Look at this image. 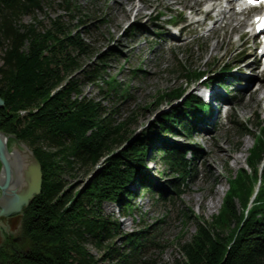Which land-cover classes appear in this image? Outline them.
Returning <instances> with one entry per match:
<instances>
[{"label": "trees", "instance_id": "trees-1", "mask_svg": "<svg viewBox=\"0 0 264 264\" xmlns=\"http://www.w3.org/2000/svg\"><path fill=\"white\" fill-rule=\"evenodd\" d=\"M63 1L69 12L74 10L72 2ZM41 4L42 0H0V132L27 144L42 172L41 191L29 204L24 228L30 250L13 264H104L108 258L115 262L107 264H136L149 240L144 230L125 237L127 249L118 251L108 245L100 259L86 243L90 240L101 248L102 241L112 239L114 223L96 211L104 201L132 211L129 200L136 189L131 190V185L146 188L155 198L165 197V189L146 181L142 172L147 168L151 138L129 140L135 114L117 120L115 109L108 111L99 100L83 95L81 76L100 88L104 82L107 94L127 91L106 75L107 57L91 54L77 26L70 27L59 15L41 30L21 23L23 15L41 9ZM84 55L96 61L81 63ZM178 73L188 80L203 75L182 66ZM184 91L177 88L157 98L179 99ZM207 113L209 106L200 97L188 95L180 107L152 123L146 134L176 135L179 128L190 137L191 119ZM236 125L241 137H254L246 167L230 175L220 208L210 221L195 217V231L180 243L182 259L176 264H264V124L258 121L255 134L241 123ZM198 152L196 146L168 143L154 152L177 196L196 172ZM75 168L89 170L91 176L79 189L64 190L63 175ZM182 215L192 217L185 211Z\"/></svg>", "mask_w": 264, "mask_h": 264}, {"label": "rangeland", "instance_id": "rangeland-1", "mask_svg": "<svg viewBox=\"0 0 264 264\" xmlns=\"http://www.w3.org/2000/svg\"><path fill=\"white\" fill-rule=\"evenodd\" d=\"M69 1L75 7L70 12L63 0H42L41 9L23 15L20 21L41 30L49 25L50 18L59 15L70 27H78L79 35L89 43L92 55L107 57L106 75L114 77L126 89L125 95L107 94L104 82H101L100 88L81 76L82 93L87 98L99 100L108 111L115 109L113 117L117 120L135 114L129 126V140L142 136L151 138L148 140L147 168L142 169L145 180L166 191L165 197L160 199L146 188L131 185L130 189H136V193L129 200L133 207L130 212L116 203L102 202L96 212L114 223L111 226L115 228L110 230L112 239L102 241L101 248L89 240L86 247L100 259L108 245L118 251L127 249L125 237L144 230L149 240L143 244L140 261L136 264H176L182 259L180 243L189 240L195 231V217L210 221L220 208L230 175L235 174L238 168L246 167V156L254 137H241L236 122L254 134L258 121L264 124V65L263 58L259 56L261 43L247 33L250 18L258 10L235 14L236 18L246 19L237 30H230L231 25L236 24L232 22L225 28L206 32L215 13L209 14L201 25L189 24L193 19L204 18L205 13L199 11L206 8V1L203 0ZM127 5H139L141 15L133 17V12H124ZM176 21L182 23L177 24ZM216 42L220 45L212 50ZM93 59L84 55L80 61L89 63ZM181 66L202 71L205 78L188 80L178 73ZM221 75L224 79L220 81L227 85L226 91L220 90V101L213 102L212 113L191 119L194 123L190 137L179 128L176 135L146 134L152 123L172 108L180 107L186 96L195 92L204 96L203 81L210 82L211 88H217ZM250 79L251 90L260 87L253 95L252 91L243 89V84ZM177 88L185 90L182 98L161 101L157 98L159 93ZM214 113L220 116L215 122ZM256 114H259V119ZM6 137L11 142L9 146L5 143L7 152H17L24 169L23 163L26 165L29 162L28 149L13 134ZM164 143L196 146L199 149L194 163L196 172L183 186L184 193L180 196L173 193V188L165 181L170 176L162 173L163 164L159 155L154 154ZM17 176L15 174L14 177ZM90 176V171L84 168L64 173V190L79 189ZM235 206L240 209L238 201ZM184 211L192 217L185 219L182 215ZM106 260L104 264L115 262L114 258Z\"/></svg>", "mask_w": 264, "mask_h": 264}, {"label": "bare ground", "instance_id": "bare-ground-1", "mask_svg": "<svg viewBox=\"0 0 264 264\" xmlns=\"http://www.w3.org/2000/svg\"><path fill=\"white\" fill-rule=\"evenodd\" d=\"M197 1V0H196ZM210 6V5H209ZM209 6H207L204 10L205 12V16L204 18H196L193 19L189 24H197V25H201L204 20L205 17L208 16L211 13H215V19L213 20L212 24L209 25L206 29V32H209L210 30H216V28L221 27V28H225L229 25L232 24V22H235V25H231L230 30L234 31L237 30L239 26H241L244 21L243 19L246 21L245 18L240 19V18H236L235 14L236 11L234 9H227L226 6L224 4L221 3H216L211 5V8H209ZM124 8V7H123ZM199 10V9H198ZM201 13L203 12L202 10H199ZM124 12H128L129 14L131 12H133V17H139L141 14V7L139 5L137 6H130L127 5L124 8ZM198 12V13H200ZM242 13H246V11H242ZM194 14L195 13L194 11ZM209 35V33H208ZM249 36H253L252 33L249 34ZM227 41H229V35L227 36ZM262 43V41H261ZM220 44L219 42H216L215 45L212 46V50L214 49V47H218ZM254 64V62H253ZM252 80H248L245 82V84H243V89L247 90V91H252V95L256 94L257 90L260 89V87H258L257 89H255L254 91L251 90V85H252ZM214 91L217 92L216 89H214ZM219 92V91H218ZM220 96V94L215 93V98H218ZM221 97V96H220ZM217 112V111H216ZM220 118V116L216 113H214L213 116V122H215L216 120H218ZM8 138L4 135H0V161H2V167L0 170V184H5L6 186H4L6 189H8V199H10L9 203L11 202L13 206L15 204L14 202V191L17 192H22L24 187H22L25 183H24V170L26 168V166L28 167V163L25 165L23 163V168L22 169V161L21 159H18V154L15 151H10L9 153L7 152L6 149V144L7 143ZM225 150V149H224ZM22 169V175L19 174L20 170ZM15 174H18L17 177H14ZM27 183V182H26ZM211 207L214 206V203L212 205H210Z\"/></svg>", "mask_w": 264, "mask_h": 264}, {"label": "flooded vegetation", "instance_id": "flooded-vegetation-1", "mask_svg": "<svg viewBox=\"0 0 264 264\" xmlns=\"http://www.w3.org/2000/svg\"><path fill=\"white\" fill-rule=\"evenodd\" d=\"M10 143L8 138L6 144L9 146ZM2 186L0 185V264H13L15 259H25L30 250L28 235L24 230L30 203L21 210L15 209V204L9 205L8 189Z\"/></svg>", "mask_w": 264, "mask_h": 264}, {"label": "water", "instance_id": "water-1", "mask_svg": "<svg viewBox=\"0 0 264 264\" xmlns=\"http://www.w3.org/2000/svg\"><path fill=\"white\" fill-rule=\"evenodd\" d=\"M2 100L0 99V107L2 105ZM0 135H4L0 132ZM27 149L29 155V162L28 167L26 166L24 170V187L22 192H15L14 191V202H15V209L21 210L24 206L29 204L35 195H37L41 191V184H42V172L40 168V164L35 158L32 150L21 140H19ZM27 182V183H26Z\"/></svg>", "mask_w": 264, "mask_h": 264}]
</instances>
